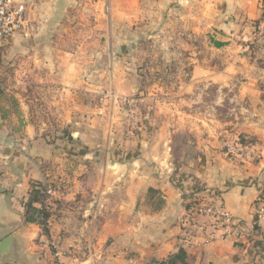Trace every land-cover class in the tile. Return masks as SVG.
<instances>
[{"label": "crops", "instance_id": "crops-1", "mask_svg": "<svg viewBox=\"0 0 264 264\" xmlns=\"http://www.w3.org/2000/svg\"><path fill=\"white\" fill-rule=\"evenodd\" d=\"M16 1L27 6L26 25L0 47V84L17 98L26 125L14 133L18 115L0 113V244L12 237L0 264H55V250L62 264L163 261L180 250L179 219L194 195L222 201L237 220L254 219L264 189V36L257 33L264 0ZM143 29L161 31L160 55L125 53ZM153 61L188 67L162 72L180 80L177 122L147 118L140 128L150 132L125 137L127 152L119 154L116 107L93 98L132 96L137 64ZM202 86L213 96L210 109L224 105L225 117L188 113L199 109ZM35 97L47 118L39 119ZM180 120L195 134L191 150L175 154L170 126ZM52 125L68 127L71 137L52 140L45 132ZM228 136L250 142L235 159L226 154ZM48 180L63 192L48 201L45 235L26 221L25 202L32 183ZM257 227L249 242L231 237L183 249L188 263L264 264V217Z\"/></svg>", "mask_w": 264, "mask_h": 264}, {"label": "rangeland", "instance_id": "rangeland-1", "mask_svg": "<svg viewBox=\"0 0 264 264\" xmlns=\"http://www.w3.org/2000/svg\"><path fill=\"white\" fill-rule=\"evenodd\" d=\"M155 36H149V35ZM162 38L161 31L158 29L154 30L153 33L145 32L143 29L142 32L138 35L136 39L138 41L137 47H129L126 50V54L130 53L133 55L138 56H145L147 55H160L162 53L161 45L159 44L160 39ZM157 42V43H156ZM179 50L182 54L186 53L182 48H173L175 50ZM206 48L202 46L201 50H205ZM120 52L125 51V49L118 48ZM124 53V52H123ZM132 65V64H127ZM177 65V66H176ZM135 67L133 66H129ZM138 68V76L136 77V84L138 89L132 96L128 97H121V96H114L111 94L106 95H99L93 98L94 102L98 104H108L107 106L114 105L117 110V116L121 122V141L116 147V151L119 154H122L126 151L125 148V137H134L137 136L142 130L144 133L150 132V130H145L146 128H140L141 125H145V120L148 118L156 119V123L161 122L162 120H166L171 124H176L177 116L179 112L176 110L179 107L178 104H182V95L177 93L179 79L174 75L165 76L162 75V72H172L178 70H188L186 64L182 63H174L169 65L168 70L166 68L162 69V65L157 62L153 61L150 63H140L136 66ZM135 67V68H136ZM182 81V80H181ZM186 80H183V82ZM160 83L164 85V88L161 90ZM154 87V94H150V87ZM149 88V89H148ZM206 88V89H205ZM157 89V90H156ZM202 93L200 96V105L198 106L199 109L195 110V112H188V113H195V115H200L201 119L206 120L207 116L210 114H215L220 117H225L227 114V110L225 106H218L217 110L210 109L209 102L213 101L212 94L208 92V87L202 86ZM156 90V91H155ZM204 91V93H203ZM81 99H84V96H81ZM41 99L35 97V105L36 110H39L40 115L39 119L47 118L45 115L48 113L47 111L42 110L41 106ZM113 107V106H112ZM188 108L187 105H185ZM38 114V111H36ZM187 112V111H186ZM147 117L145 118V116ZM47 120V119H46ZM180 126L171 125L170 129L172 130V138H173V149L175 154H181V151L186 150L189 148V141L194 140V131H191V126H183L185 123L180 120ZM52 123V120H51ZM140 128V129H139ZM142 129V130H141ZM174 130V132H173ZM45 132L51 136V139H56L61 137H66V132H69V128L66 126H58L52 125L45 128ZM206 132V131H205ZM207 133V132H206ZM230 137V136H228ZM136 146L133 145V148ZM183 147V149H181ZM190 149V148H189ZM191 150V149H190Z\"/></svg>", "mask_w": 264, "mask_h": 264}, {"label": "built area", "instance_id": "built-area-1", "mask_svg": "<svg viewBox=\"0 0 264 264\" xmlns=\"http://www.w3.org/2000/svg\"><path fill=\"white\" fill-rule=\"evenodd\" d=\"M27 6L16 0H0V47L5 40L16 32L23 31L26 25ZM258 36H264V21L257 30ZM226 154L235 159L245 152L247 146L239 138L228 137L224 143ZM46 183V208L50 209L48 201L61 195V183L48 180ZM264 217V199L256 203L252 221L237 220L222 201L213 200L207 196L194 195L179 219L180 234L178 244L180 249L198 248L204 245L222 242L235 237L237 240L249 242L259 235L257 223ZM60 251L55 250V264L59 260Z\"/></svg>", "mask_w": 264, "mask_h": 264}, {"label": "trees", "instance_id": "trees-1", "mask_svg": "<svg viewBox=\"0 0 264 264\" xmlns=\"http://www.w3.org/2000/svg\"><path fill=\"white\" fill-rule=\"evenodd\" d=\"M11 112H14L19 117V123L12 126L14 133H21L26 121L22 118L19 102L14 96H8L2 90V84H0V113L4 119H7ZM66 137L70 138L69 132H66ZM239 140L243 144H249L243 137H239ZM48 194L46 192V183L34 182L32 183L29 198L25 202V218L27 222L37 223L42 227V232L45 235H49L48 222L51 215L50 209L46 208V199ZM259 198L264 199V189ZM259 200V199H258ZM39 206H36V205ZM150 264H189L188 255L185 250L180 249L177 253L170 255L163 261H152Z\"/></svg>", "mask_w": 264, "mask_h": 264}, {"label": "water", "instance_id": "water-1", "mask_svg": "<svg viewBox=\"0 0 264 264\" xmlns=\"http://www.w3.org/2000/svg\"><path fill=\"white\" fill-rule=\"evenodd\" d=\"M12 243V237H8L6 238L1 244H0V251L3 252L4 254H7L9 249H10V245Z\"/></svg>", "mask_w": 264, "mask_h": 264}]
</instances>
